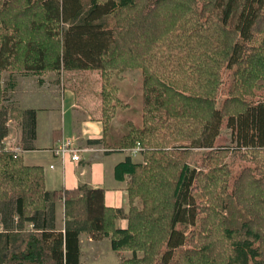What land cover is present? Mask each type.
I'll list each match as a JSON object with an SVG mask.
<instances>
[{"label": "trees", "instance_id": "trees-1", "mask_svg": "<svg viewBox=\"0 0 264 264\" xmlns=\"http://www.w3.org/2000/svg\"><path fill=\"white\" fill-rule=\"evenodd\" d=\"M128 68L144 79L137 117L118 83ZM75 70L101 74L106 145L143 147L145 162L116 167L129 210L103 188L49 192L41 165L2 150L0 264H82L83 233L131 253L121 264H264V0H0L1 138L12 115L27 138L36 128L34 109L3 108L4 71ZM233 152L247 165L232 180Z\"/></svg>", "mask_w": 264, "mask_h": 264}, {"label": "crops", "instance_id": "crops-1", "mask_svg": "<svg viewBox=\"0 0 264 264\" xmlns=\"http://www.w3.org/2000/svg\"><path fill=\"white\" fill-rule=\"evenodd\" d=\"M92 72L96 70L66 71V75L72 77L66 82L55 72L44 75L16 72L17 75L14 74L16 76L10 81L14 106L36 111L34 138H27L20 122L17 128L19 143L30 146L22 154L25 163L43 167L47 191L53 192L63 187L72 189L81 184L103 188L106 205L122 209L126 214L130 207L127 183L131 176L126 173L123 179H119L116 167L128 158L141 162V156H133L127 149L118 150L106 145L101 115H98L101 113V99L90 90L92 81L88 77L93 75ZM78 74L85 77L81 83L75 77ZM63 139L74 141L80 149V161H73L70 155L63 159L53 152ZM61 205L64 206V203H56V227L63 230ZM2 208H5L4 204H0V231L4 228ZM116 224L117 227L126 228L128 219L123 216ZM86 239L88 245L94 241L86 233L81 234L82 262Z\"/></svg>", "mask_w": 264, "mask_h": 264}, {"label": "rangeland", "instance_id": "rangeland-1", "mask_svg": "<svg viewBox=\"0 0 264 264\" xmlns=\"http://www.w3.org/2000/svg\"><path fill=\"white\" fill-rule=\"evenodd\" d=\"M49 73V72H48ZM56 73V76H61V80L66 82L67 80L72 79V77H68L67 73ZM99 73V75L97 74ZM9 71H4L2 75V85L6 88V99L4 100L2 106L3 108H7L8 110L14 106V95L13 91L10 90V81L12 77L16 75H12ZM47 74V73H46ZM93 75L89 76L88 78L91 83V92L93 94H97L99 96V92L101 89V74L100 72H92ZM56 76L54 78H56ZM78 82H82L85 80V77L81 74L75 76ZM56 80V79H55ZM118 83L120 86L121 92L125 93L128 96V100L130 102L131 114L135 115L136 117L139 116L143 112V105H144V79L140 70L137 69H125L122 72V77L118 78ZM81 86V85H80ZM226 94L223 93L220 95V104L222 103L223 99L225 98ZM95 101V100H94ZM15 107V106H14ZM101 108V105H100ZM17 114V113H16ZM98 115H102L101 113ZM17 116L12 115L9 116V120L7 121L9 132L7 134L6 140L11 143H19L18 131L17 128L19 126L20 120ZM118 122L115 120V124ZM222 144H226L227 146L235 147L236 142L231 139L230 130L224 129L222 133V138L220 139ZM195 153L191 159V164L194 166L199 165V160L203 156V153L206 149H194ZM23 156V155H22ZM139 159L141 162H145L143 153H141ZM226 161L230 165L232 169V180L236 175H238L244 166L247 165V162L241 159L235 152L230 154L229 157L226 158ZM57 203H63L62 200L57 201ZM140 204V201H138ZM57 213L59 218V205H57ZM65 206H60V218H61V226L64 222V215ZM131 253H118L111 247V242L109 238H105L102 240H94L90 245H88L87 239L84 244V258L82 264H121V259L124 256H130Z\"/></svg>", "mask_w": 264, "mask_h": 264}, {"label": "built area", "instance_id": "built-area-1", "mask_svg": "<svg viewBox=\"0 0 264 264\" xmlns=\"http://www.w3.org/2000/svg\"><path fill=\"white\" fill-rule=\"evenodd\" d=\"M7 137V136H6ZM6 137H0V151H13L15 155H21L24 153L25 149L21 143H11L6 140ZM143 151V147L138 143L136 147L129 149V152L133 156H137L141 154ZM53 152L57 156H61L63 159L66 158L67 155L72 157L73 161L81 160L80 149L75 145L74 141L71 139H63L54 149Z\"/></svg>", "mask_w": 264, "mask_h": 264}]
</instances>
